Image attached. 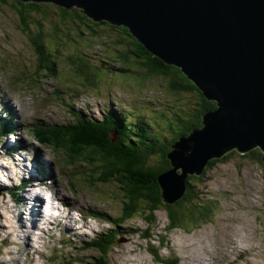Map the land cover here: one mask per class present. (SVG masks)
<instances>
[{"label":"rangeland","instance_id":"374dc122","mask_svg":"<svg viewBox=\"0 0 264 264\" xmlns=\"http://www.w3.org/2000/svg\"><path fill=\"white\" fill-rule=\"evenodd\" d=\"M94 47L91 53L93 57L94 53L97 55L103 49L101 46L100 50L98 46ZM86 53L89 55V52ZM35 60L34 51L27 48L21 34L5 18H0V116L6 113L5 117H9L8 120L13 117L17 125V132L12 134L11 141L3 138L0 145V162L10 167L13 177L12 181L0 177V190L15 188V197L0 194V264H98L100 261H108L109 264H247L249 260L250 264H264V164L242 158L243 155L237 150L227 160H222L227 154L218 159L221 162L212 165L202 180L196 181L204 188L203 198L221 199L214 220L202 226H193L192 229L179 228L165 234L168 220L164 211L157 212V223L154 226L137 217L126 221L125 226L121 227L126 233L119 235L116 246L110 247L108 253L102 256L96 243L103 236L117 232L112 223L122 221L120 216L125 199L123 186L114 179L106 183L100 181L99 173H93L88 178L89 167L65 163L71 160L68 154L58 155L40 145L30 130L38 124L66 128L74 121L72 110L77 113L82 107L86 108L90 118H100L99 109L103 111L113 107L130 115L133 114L130 110L141 106V112L148 118L149 114L160 110L168 113L177 98L168 92L161 79L142 82L141 89L137 83L139 79L128 76L129 72H105L101 76L104 82L92 88L76 77L74 69H71L67 79L35 75L32 68ZM90 60L97 65L99 59ZM111 63L115 66L116 62ZM128 64L133 68L132 64ZM88 66V71L93 75L100 70L99 67L92 69L90 64ZM77 90L80 94H74L73 91ZM132 119H135V115H132ZM15 141L27 151L18 156L10 154L8 149ZM57 160H61L60 164ZM33 161L47 163L53 174L47 172V176L43 177L32 173L31 176H25L22 171L16 172L17 168L28 167ZM93 167L96 168L95 165ZM31 177L42 180L41 183L47 179L46 189L40 192L42 196H58V203L66 204V208H71L75 217H81L82 222L75 223V226L79 228L84 225V231L78 230L73 235L66 233L68 238L64 242L68 246L63 247L59 241L64 238L62 230L65 228V219L59 218L57 222L54 220L53 223L60 225L55 227L54 224L47 234L42 230L44 219L40 218L37 227L30 232V244L38 246L33 256L27 254L30 245L27 248L23 239L4 237L12 228L8 232L3 229V223H6L3 216L8 215L2 211L6 210L5 201L9 202L10 216L7 220L16 225L19 219L15 211L20 207L16 202L21 201L23 194L30 197L31 192L25 190V181ZM86 179L95 183L90 185ZM71 198L77 200L75 206L70 205ZM66 214L60 212L61 216ZM20 219L30 231L28 226L32 224L27 222V214H22ZM83 232L89 234V240ZM149 234L152 237L151 243L146 239ZM39 242H44L41 245L44 246L41 247ZM79 244L86 245L77 248L75 245ZM150 246L161 249L159 257L151 251ZM242 248L257 250L259 256L244 260V254L240 253Z\"/></svg>","mask_w":264,"mask_h":264},{"label":"trees","instance_id":"16d2710c","mask_svg":"<svg viewBox=\"0 0 264 264\" xmlns=\"http://www.w3.org/2000/svg\"><path fill=\"white\" fill-rule=\"evenodd\" d=\"M0 4L16 16L18 29L32 45L36 56L35 66H32L35 75H55L56 66L66 62L74 69L76 77L92 88L104 82L101 76L105 72H129L128 76L140 80L137 83L141 89L142 82L148 83L157 78L177 98L168 113L160 110L149 114L148 118L141 112V106H134L136 109L130 110L133 113L130 115L111 107L104 113L102 121L86 120L78 112V115L74 114L73 123L66 128L35 125L33 135L36 140L58 155L68 154L71 160L65 163L89 167L88 178L93 173H99L100 181L106 183L114 179L123 186L125 199L120 216L122 221L112 224V227L116 226V233L103 236L100 243H96L99 253L105 256L110 247L116 246L119 235L126 233L121 227L125 226L126 221L137 217L154 226L157 212L164 211L168 220L165 234L179 228L192 229L193 226H202L214 220L221 199L203 198L204 188L196 181H201L210 167L221 160H212L201 176H189L188 190L176 204L163 201L158 179L172 168L168 157L171 146L179 137L188 136L194 129L201 128L203 115L214 110L217 103L205 97L181 69L148 52L126 27L115 26L107 21L98 22L80 8L60 7L50 2L0 0ZM95 45L98 50L99 46L103 49L97 55L94 53L93 57L91 53ZM104 50L107 52L104 53ZM97 57L99 60L95 65L90 59ZM111 61L116 62L115 66ZM88 64L92 69L99 67L100 70L93 75L88 71ZM132 115H135L134 120ZM234 152L222 160L234 156ZM242 155V158L263 163L260 148ZM57 161L60 164L61 160ZM86 181L90 185L95 183ZM146 239L151 243V234ZM150 247L159 257L161 249ZM98 264L109 262L100 261Z\"/></svg>","mask_w":264,"mask_h":264},{"label":"water","instance_id":"95a60500","mask_svg":"<svg viewBox=\"0 0 264 264\" xmlns=\"http://www.w3.org/2000/svg\"><path fill=\"white\" fill-rule=\"evenodd\" d=\"M24 1L77 7L95 21L128 28L148 52L181 69L217 103L201 128L171 146L172 168L158 179L166 204L185 196L189 176H201L212 160L233 150L260 148L264 164V0ZM0 18L32 50L8 8L0 6ZM56 68L49 78H69L66 62Z\"/></svg>","mask_w":264,"mask_h":264},{"label":"bare ground","instance_id":"6f19581e","mask_svg":"<svg viewBox=\"0 0 264 264\" xmlns=\"http://www.w3.org/2000/svg\"><path fill=\"white\" fill-rule=\"evenodd\" d=\"M49 113H51L49 111ZM52 114V113H51ZM9 157V156H8ZM36 169H37V164H34L32 166H30V172L32 174H35L36 172ZM24 170V169H23ZM3 174H7L9 173L8 171H1ZM50 186V185H49ZM46 188V186H45ZM45 190V189H44ZM37 194H36V197L33 198V205L32 203H28V199L27 197L25 196H22L21 197V201L20 203H23V204H26L28 205V208L26 205H22L21 207H19V210L17 211V216L19 217V221L17 222L16 225L14 224H10L7 220L8 216H10V204L9 202L5 201L6 202V210H2L3 213L7 214L8 216H3V219L5 218L6 220V223H3V229L8 230L12 228L11 232H9L8 234L5 233V238L8 237H16L18 238L19 240H24V243L26 242V245H27V248L28 245H30V248L28 249V252L27 253L28 255L31 254L32 256L37 253L35 247H33L31 244H30V234L26 232V226L25 224L23 223V220L20 219L21 216H22V213H25L27 214V216H29V218L33 221V224L34 226L36 227L38 225V222L40 221V218H44V220L46 221V223H48L52 218H54V216L56 215L58 218H62V219H65L66 221V224H65V227L67 228V230H70L72 233L76 232V229L77 227H73L72 225H69V223L72 221V212L69 211L70 208H66V204H61V206H58V207H54L53 205L49 204L47 206V210H46V213L44 215L43 212L39 210L37 204L38 203H44V200H43V197H42V194L40 193L41 191H43L42 188H38L37 189ZM58 197V196H57ZM67 197V196H66ZM72 199V198H71ZM76 199V198H74ZM76 202L77 200H73L72 199V202H71V206H75L76 205ZM28 203V204H27ZM63 203V202H62ZM25 206V207H24ZM98 206V205H97ZM9 207V208H8ZM22 207H24V209L22 210ZM63 211H66V216H61L60 215V212H63ZM49 216H51L49 218ZM11 219V218H10ZM86 226V225H85ZM34 230V229H32ZM36 230V229H35ZM32 232V231H31ZM257 251V250H256ZM255 250H252V251H249L248 249H243L242 248V251L240 253H243L244 254V260L245 258L249 257V258H257L259 255L258 253L256 252ZM237 254V253H236ZM239 254V253H238ZM33 259V258H32ZM31 260V258L29 259ZM209 260V258L207 259V261ZM205 261V260H204ZM250 261V260H249ZM247 261V264H250V262Z\"/></svg>","mask_w":264,"mask_h":264}]
</instances>
